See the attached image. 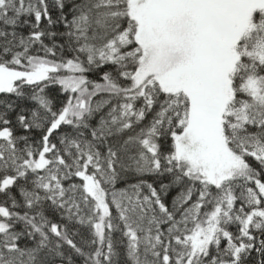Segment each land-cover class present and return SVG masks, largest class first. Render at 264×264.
<instances>
[{
  "label": "snow or ice",
  "instance_id": "snow-or-ice-1",
  "mask_svg": "<svg viewBox=\"0 0 264 264\" xmlns=\"http://www.w3.org/2000/svg\"><path fill=\"white\" fill-rule=\"evenodd\" d=\"M0 264H264V0H0Z\"/></svg>",
  "mask_w": 264,
  "mask_h": 264
}]
</instances>
